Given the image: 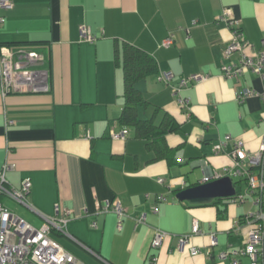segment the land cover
Instances as JSON below:
<instances>
[{"label":"crops","instance_id":"obj_1","mask_svg":"<svg viewBox=\"0 0 264 264\" xmlns=\"http://www.w3.org/2000/svg\"><path fill=\"white\" fill-rule=\"evenodd\" d=\"M223 7L234 12L248 41L246 52L264 51V0H12L10 9H0V44L41 52L49 79V89L38 93L3 94L0 84V167L11 164L5 179L12 185L30 179L25 204L19 203L26 219L39 226L54 215L55 203L69 210L63 231L49 234L83 263L226 264L217 252L244 244L248 226L237 227L245 214L239 204L249 198L192 204L176 197L231 164V139L256 150L264 134V99L235 97L244 86L262 91L264 73L223 77L222 48L231 38L230 27L215 20ZM80 25L93 40L81 38ZM169 35L172 42L162 45ZM114 41L140 47L157 64L156 73L135 83L149 101L138 113H155V123L165 113L174 118L178 126L164 135L174 149L171 162L156 157L130 128L124 139L109 137L110 129L126 127L118 123L123 78ZM166 70L174 75L170 84L194 72L207 74L181 90L187 107L159 79ZM223 139V150L215 153ZM106 199H118L127 211L120 227L116 213L100 209ZM141 213L145 222L137 224ZM192 219L198 233H191ZM154 227L167 232L156 247L150 246ZM189 233L179 246L178 236ZM190 245L201 251L191 253Z\"/></svg>","mask_w":264,"mask_h":264},{"label":"built area","instance_id":"obj_2","mask_svg":"<svg viewBox=\"0 0 264 264\" xmlns=\"http://www.w3.org/2000/svg\"><path fill=\"white\" fill-rule=\"evenodd\" d=\"M12 0H0V9H10ZM3 18L0 16V21ZM215 20H222L231 29L230 41L222 48L223 57L227 62L221 65L223 77L238 79L244 70L256 72L263 75L264 70V51H254L253 54L246 52L248 41L246 36L235 18L234 12L228 7H223ZM85 25L79 26L82 39L91 41L93 35ZM172 42L171 36L164 38L162 45H169ZM264 43V37L261 40ZM238 53L233 59L231 55ZM43 54L30 47L10 46L0 44V84L2 93L7 92H39L49 89L48 70L43 64ZM159 79L170 86L171 94L178 100L181 108L188 106V100L180 96L184 86L189 83L204 80L207 74L194 72L179 78L175 84H170L174 77L173 72L161 71ZM257 95L264 99V89L255 91L250 87L244 86L235 90V97L239 102L244 101L246 96ZM128 129L109 130V137L124 139ZM228 138V137H227ZM223 139L215 145L213 151L219 153L223 150L226 142ZM260 146L256 150L245 148L241 139H231V150L229 152L232 162L224 166L221 172L214 171L212 178L223 175L237 177L245 182V193L235 192L231 196L232 201H244L250 199L251 208L241 216L240 224L248 226L244 235V244L238 248H226L217 252V256L226 261V264H243V259H248V264H264V134L261 137ZM11 166L5 162L0 167V264H85L80 261L73 253L66 250L50 236V232L56 230L63 231V225L67 220L69 210L60 208L54 204V215L46 217L39 226H34L20 215L9 210L2 204V197H9L17 203L25 204V197L30 188V179L22 178L18 186L12 185L5 178L6 169ZM162 178H158L161 181ZM161 200L162 195H156ZM103 211L116 213L118 227L121 226V219L127 215V211L122 207L118 199H106L100 208ZM61 210L62 213H59ZM135 223L145 222V216L141 213L134 218ZM191 233H198L199 226L196 219H192ZM191 233L178 236V245L183 246L187 243ZM167 236V232L159 227L153 228V237L150 246L160 245ZM216 243L215 233L210 234L209 246L206 253L211 254L210 246ZM191 253L200 252V248L190 245Z\"/></svg>","mask_w":264,"mask_h":264},{"label":"trees","instance_id":"obj_3","mask_svg":"<svg viewBox=\"0 0 264 264\" xmlns=\"http://www.w3.org/2000/svg\"><path fill=\"white\" fill-rule=\"evenodd\" d=\"M115 62L122 66L123 78V106L118 117V123L133 131L134 137L146 140V145L154 149L156 157L162 156L171 160L174 149L166 145L164 135L172 132L178 124L172 116L165 113L159 123L154 122L155 113L148 118L138 113L139 107H146L149 101L146 100L142 92L135 87V83L147 75L157 72V64L151 54L140 47L123 41L118 45L114 41ZM120 47V48H118ZM118 54L120 58L118 59ZM171 162V161H170ZM236 183V182H235Z\"/></svg>","mask_w":264,"mask_h":264},{"label":"water","instance_id":"obj_4","mask_svg":"<svg viewBox=\"0 0 264 264\" xmlns=\"http://www.w3.org/2000/svg\"><path fill=\"white\" fill-rule=\"evenodd\" d=\"M233 195H235L234 182L228 175L206 179L176 192V197L192 204L209 203L214 198L231 197Z\"/></svg>","mask_w":264,"mask_h":264},{"label":"rangeland","instance_id":"obj_5","mask_svg":"<svg viewBox=\"0 0 264 264\" xmlns=\"http://www.w3.org/2000/svg\"><path fill=\"white\" fill-rule=\"evenodd\" d=\"M236 180V191L240 192V193H245V182L243 180L238 179L237 177H235L234 181ZM2 204H4L9 210L13 211L14 213L20 215L21 217H23L26 221H29L31 224H33L34 226H38L37 224H35V222L33 220H29L30 218L26 219V215L25 214V209L21 206V204L17 203L16 201H14L13 199L9 198V197H2ZM237 203V202H236ZM242 209L244 210V212L246 213L247 211H249V208H251V204L249 203H241L239 204ZM63 241V239H61ZM59 240V241H61ZM243 264H248V259L244 258L243 259Z\"/></svg>","mask_w":264,"mask_h":264},{"label":"bare ground","instance_id":"obj_6","mask_svg":"<svg viewBox=\"0 0 264 264\" xmlns=\"http://www.w3.org/2000/svg\"><path fill=\"white\" fill-rule=\"evenodd\" d=\"M234 187H235V185H234ZM235 192H236V188H235Z\"/></svg>","mask_w":264,"mask_h":264}]
</instances>
